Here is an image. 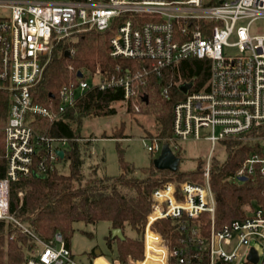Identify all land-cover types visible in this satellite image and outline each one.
I'll list each match as a JSON object with an SVG mask.
<instances>
[{
	"label": "built area",
	"instance_id": "built-area-1",
	"mask_svg": "<svg viewBox=\"0 0 264 264\" xmlns=\"http://www.w3.org/2000/svg\"><path fill=\"white\" fill-rule=\"evenodd\" d=\"M262 18L264 0H0V94L10 99L3 127L7 170L0 179V221L13 220L11 184L54 170L61 159L56 152L67 148L65 140L37 132L39 120L55 123L95 88L120 91L128 101L142 96L155 77L168 97L172 83L166 85V73L179 74L181 63L190 59L207 60L206 90H195L193 82L181 84L193 85L186 94L180 91L185 97L174 106L173 145L204 139L215 148L223 140H243L264 130V35L252 31ZM86 30L113 32L111 57L139 64H118L113 74L101 68L81 72L82 77L77 73L75 81L60 89L57 107L37 104L32 90L44 76L55 41ZM257 139L262 148L249 155L231 180L244 183L242 178L264 176V134ZM163 145L154 137L147 150L160 154ZM42 150L45 155L38 160ZM213 156L211 152L206 160L202 183L166 181L153 191L144 258L127 264H255L249 259L253 250L256 264H264V255L253 246L259 243L264 249V209L250 210L246 218L221 228L215 224ZM204 214L211 216L209 230ZM163 220L175 225L168 239L153 229ZM34 238L36 246L27 251L24 264H79L60 233L51 244Z\"/></svg>",
	"mask_w": 264,
	"mask_h": 264
},
{
	"label": "trees",
	"instance_id": "trees-1",
	"mask_svg": "<svg viewBox=\"0 0 264 264\" xmlns=\"http://www.w3.org/2000/svg\"><path fill=\"white\" fill-rule=\"evenodd\" d=\"M113 32L86 30L71 38L56 40L50 63L41 82L32 90L37 104L57 107L60 89L75 81L78 72H94L99 66L103 71L114 73L118 64L132 68L139 64L132 60H114L110 55V39ZM73 50V53L69 52ZM71 67V69H70ZM179 74H165V83H172L169 96L162 95V86L155 77H150L142 96L127 102V113L153 117L156 122L155 133L164 144L172 146L173 109L185 96L180 92V82H193L194 89L208 88L210 64L207 60L190 59L180 65ZM51 95L56 97L51 102ZM147 96V99H145ZM116 102H125L120 91H101L97 88L87 92L73 107L68 108L61 118L53 124L40 119L36 131L67 142L63 169L60 166L44 175V178H22L10 186V216L13 220L0 221V264H24L27 251L36 246L35 238L51 244L57 233L63 236L66 246L71 249V239L76 231L75 224H97L107 222L111 225L107 243L117 248L113 255L107 256L112 264H127L131 260L144 258V231L151 212L152 193L162 183H202L206 160H200L198 168L192 172L158 170L153 162L149 167L138 168L125 160L121 148L119 165L121 173L117 177L83 174L84 157L81 149L88 148L91 141L82 143L81 128L86 118H101L117 113L113 107ZM10 108L7 94H0V179L7 170L5 135ZM126 124L122 123L113 131L110 138L117 142L127 138ZM264 130H255L246 139L229 138L220 144L226 153L221 160L211 159V188L216 200L215 224L221 228L237 219L247 217L248 211L264 209V176L250 178L238 183L230 177L241 167L252 152L262 146L257 139ZM38 160L45 155L42 150ZM177 155V154H176ZM179 157V155H177ZM181 161V160H180ZM37 171L36 168H34ZM18 221L21 226H18ZM202 222L210 229L211 216L204 214ZM175 225L172 221H158L154 231L168 239ZM26 228L32 234L24 232ZM120 229L125 239L113 237L112 231ZM130 229L136 237L126 234ZM177 235V233H174Z\"/></svg>",
	"mask_w": 264,
	"mask_h": 264
},
{
	"label": "rangeland",
	"instance_id": "rangeland-1",
	"mask_svg": "<svg viewBox=\"0 0 264 264\" xmlns=\"http://www.w3.org/2000/svg\"><path fill=\"white\" fill-rule=\"evenodd\" d=\"M252 31L256 35H264V18L257 20L252 25ZM101 67H97L99 69ZM97 71V70H96ZM183 82H180V86ZM113 107L116 114L101 118H86L81 128L82 143L91 141L88 148H82L84 157L83 174L86 177L96 175L98 177H117L121 173L119 165V150L122 149L124 158L138 168L149 167L160 154H151L147 150L150 139L154 136L156 122L153 117L127 113V102H116ZM122 123L126 124L125 135L127 138L117 142L110 138L113 131ZM174 152L179 155L180 169L184 172L197 170L200 160H207L211 152L218 159H225L226 153L218 144L212 148L211 144L204 139L200 141H180L172 145ZM63 172V162L59 164ZM249 212V211H248ZM75 233L71 239V251L79 264H112L107 256H112L117 248L116 242L109 247L107 239L110 236L111 225L107 222L97 224H75ZM129 237L136 234L127 229ZM263 257L264 249L261 244L253 243ZM41 248L42 245L37 246ZM234 264H247L245 260H238Z\"/></svg>",
	"mask_w": 264,
	"mask_h": 264
},
{
	"label": "water",
	"instance_id": "water-1",
	"mask_svg": "<svg viewBox=\"0 0 264 264\" xmlns=\"http://www.w3.org/2000/svg\"><path fill=\"white\" fill-rule=\"evenodd\" d=\"M68 56H70V52H69ZM78 76L82 77L81 72H78ZM192 85H193L192 83L184 84V85H181L179 89L183 94H186L192 88ZM51 97L54 98L53 95H51ZM145 99H147V96H145ZM56 153L61 159H64L65 152L63 150H58ZM153 164H154L155 168L158 170H168V171L175 173L179 170L180 158L177 157V155L174 153V151L172 150V148L169 144H164L162 146V150H161L159 157H157L154 160ZM34 177L35 178H44V176H40L37 174H34ZM241 181L246 182L247 178H242ZM112 236L114 238L119 237L122 240L125 239V237L122 234V231L120 229L113 230ZM249 259L255 264L258 262V256H257V252L255 250L252 251Z\"/></svg>",
	"mask_w": 264,
	"mask_h": 264
}]
</instances>
